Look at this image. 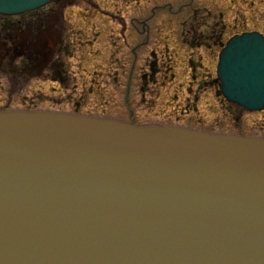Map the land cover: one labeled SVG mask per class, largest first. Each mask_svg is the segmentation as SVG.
Returning a JSON list of instances; mask_svg holds the SVG:
<instances>
[{
  "label": "water",
  "instance_id": "obj_1",
  "mask_svg": "<svg viewBox=\"0 0 264 264\" xmlns=\"http://www.w3.org/2000/svg\"><path fill=\"white\" fill-rule=\"evenodd\" d=\"M216 77L264 109V35L231 37ZM0 264H264V137L0 108Z\"/></svg>",
  "mask_w": 264,
  "mask_h": 264
},
{
  "label": "rangeland",
  "instance_id": "obj_2",
  "mask_svg": "<svg viewBox=\"0 0 264 264\" xmlns=\"http://www.w3.org/2000/svg\"><path fill=\"white\" fill-rule=\"evenodd\" d=\"M96 1L112 13L100 11ZM96 1L54 0L33 13L0 16V108L61 110L264 137V109L246 111L226 102L217 94L215 75L219 43L243 32L264 35V0ZM152 9L146 44L143 35L134 36L128 18L141 21ZM48 17L52 27L46 32ZM122 17L126 40L114 35ZM170 17L174 21L164 19ZM107 18L116 28L110 36L92 26ZM16 21L22 22L13 32L9 25ZM166 26L176 27L169 31ZM174 33V38L165 36ZM149 61L159 68L153 78Z\"/></svg>",
  "mask_w": 264,
  "mask_h": 264
},
{
  "label": "flooded vegetation",
  "instance_id": "obj_3",
  "mask_svg": "<svg viewBox=\"0 0 264 264\" xmlns=\"http://www.w3.org/2000/svg\"><path fill=\"white\" fill-rule=\"evenodd\" d=\"M54 1V0H53ZM96 1V0H95ZM123 1V0H122ZM96 4H97V6L100 8V11H103L102 9H104V8H101V6L99 5V3L96 1ZM170 5V3H166V5ZM115 5V4H114ZM48 6V5H47ZM105 11H107V12H109V13H112V11H110L109 9H104ZM64 11V10H63ZM170 12H171V9L169 8V10H168V14L170 15ZM63 13V12H62ZM152 13H153V9L151 10V16L150 17H148V18H146V19H142L141 21H139V18H137V17H129L128 18V21L130 22V27H131V30L133 31V33L135 34L134 36H136V34L138 35H143L144 37H145V42H146V44H147V41H149L150 40V33H149V31H150V25H151V20L153 19V17H152ZM63 15V14H62ZM2 18H5V17H2ZM10 17H8V18H5V19H9ZM43 19V18H42ZM164 19H166V20H172V21H174V19H172L171 17L168 19V18H164ZM48 20H49V17H48V19H46L45 20V25H46V32H48L49 30H50V28L52 27V24L49 22L48 23ZM62 20H64L63 19V17H62ZM119 21H120V23H118L117 25H119L120 26V31H118V33L116 32V28H114L113 26V24H112V19H110V18H107V19H102L99 23H93L92 24V26H94L95 28H98L99 26H101V29L103 30V35H108V36H110V35H112V34H114V33H110V32H116L114 35L115 36H120V40H126L127 39V36H126V31H127V28H128V25H127V19L126 18H124V17H122V18H119L118 19ZM18 24H19V27H20V25H21V22L22 21H16ZM15 22V24L14 23H11L10 25H9V28L14 32L15 31V27L17 26L16 23ZM26 24V26H28L29 25V23H25ZM138 24H140L141 25V31L138 29V26H136V25H138ZM180 24V23H179ZM165 25V24H164ZM23 26H25V25H23ZM30 26V25H29ZM35 26V25H34ZM31 27H32V25H31ZM62 27V26H61ZM63 27H66V26H63ZM173 27H176V26H166V30H169L170 31V29H172ZM26 28V27H25ZM28 29V28H27ZM26 29V30H27ZM31 30V28L29 27V31ZM61 30H65V28H63V29H60V31ZM23 32V31H22ZM33 32V31H32ZM31 32V33H32ZM141 32V33H140ZM37 32H35V34H36ZM97 33H99V32H95V34H97ZM23 34H26L25 32H23ZM34 35V34H33ZM165 36H168L169 38H174V37H176L177 35L174 33V34H166ZM17 36L16 35H14L13 37H10V43L13 45V43H14V40H13V38H16ZM218 39V38H217ZM214 42V41H213ZM220 44H222V43H219V46H220ZM65 47H66V45H65ZM23 55H25V57H27V54H23ZM135 56V61L133 62V64L131 65L132 67H130V73L131 74H133V72H134V69H135V66H136V63H137V60H136V56H137V53H136V55H134ZM20 58H21V56H20ZM27 59H29V57L27 58ZM124 66V65H123ZM125 67V66H124ZM147 67H148V70H149V72H148V74H149V76L151 77V78H153L155 75H156V73H158V70H159V68L157 67V65H156V63L155 62H153V61H149L148 63H147ZM43 69H47V66H45V67H42ZM42 68H41V70H42ZM63 73H65V71H63ZM106 73H109V72H106ZM57 74H59V73H57ZM59 76V75H58ZM145 78V76H143V79ZM128 79V78H127ZM142 79V78H141ZM63 81L64 82H66L67 81V78L66 77H64L63 78ZM200 86V85H199ZM198 86V87H199ZM127 87L129 88V82H127Z\"/></svg>",
  "mask_w": 264,
  "mask_h": 264
},
{
  "label": "trees",
  "instance_id": "obj_4",
  "mask_svg": "<svg viewBox=\"0 0 264 264\" xmlns=\"http://www.w3.org/2000/svg\"><path fill=\"white\" fill-rule=\"evenodd\" d=\"M31 13H33V12H31ZM6 18H8V17H6ZM18 24V23H17ZM18 27H19V25H18ZM23 33V32H22ZM26 39V38H25ZM25 41V40H24ZM38 41V40H37ZM25 47H27L26 45H25V43L24 42H22V48H25ZM33 47H35V46H33Z\"/></svg>",
  "mask_w": 264,
  "mask_h": 264
}]
</instances>
